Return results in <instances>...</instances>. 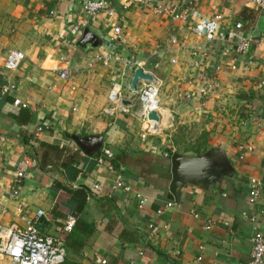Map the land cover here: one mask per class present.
<instances>
[{"label": "crops", "instance_id": "crops-1", "mask_svg": "<svg viewBox=\"0 0 264 264\" xmlns=\"http://www.w3.org/2000/svg\"><path fill=\"white\" fill-rule=\"evenodd\" d=\"M84 1L0 0V58L9 49L25 55L16 69L0 62V222L22 225L19 204L28 216L43 209L41 230L61 238L67 255H75L69 246H79V238L89 241L81 252L87 264H97L98 256L107 264H247L254 232H264V8L254 0H165L181 5L180 11L192 8L181 20L154 13L141 0H110L118 7L111 18L89 17ZM216 13L223 15L224 37L207 41L193 26ZM116 22L123 28L119 45L107 42ZM248 34L256 36L250 49L236 51L234 42ZM110 49L119 61H92ZM125 59L138 61L160 86V134L142 138L138 91L131 88L136 69ZM65 69L67 79L60 76ZM210 79L222 89L203 98L199 90ZM114 84L122 104L132 101L123 104L128 111L111 101ZM3 85L11 89L3 92ZM44 122L49 128L38 133ZM172 122L203 130L192 149L176 152L218 150L228 158L224 170L198 184L182 183L176 194L174 150L165 138ZM93 137L89 151L77 141ZM105 148L114 157L99 163ZM27 159L37 164L12 198L8 191ZM119 176L131 191L115 187ZM252 179L263 187L255 203L249 200ZM137 192L148 199L143 207ZM69 216L75 226L65 231ZM125 229L137 231L139 240L124 242ZM0 264L11 263L0 258Z\"/></svg>", "mask_w": 264, "mask_h": 264}, {"label": "built area", "instance_id": "built-area-1", "mask_svg": "<svg viewBox=\"0 0 264 264\" xmlns=\"http://www.w3.org/2000/svg\"><path fill=\"white\" fill-rule=\"evenodd\" d=\"M259 5L264 8V0H254ZM141 3L144 5H150L153 8L154 13L166 14L173 19L185 20L188 14L192 11V8L187 5L185 9L180 11L181 5L168 3L165 0H141ZM127 8V5L123 6ZM83 8L86 14L89 17H96L102 13H105L111 18H115L118 15V7H116L110 0H85L83 3ZM223 15L221 13H216L209 17L199 18L194 26V32L199 36L206 37L207 41H214L220 37H224V31L222 25ZM112 34L109 36L108 41L119 45L122 40L123 28L118 22L112 23ZM237 29H242L243 24L237 22L235 24ZM255 35L248 34L242 35L239 39L234 42V48L238 52H247L250 49L252 41L255 39ZM260 40L264 41V34L259 36ZM112 43V44H113ZM116 48V47H115ZM25 58V55L22 51L17 49H9L4 58H0L2 61L3 67L5 69L11 70L19 67L21 61ZM119 61L117 57V52L114 49L109 51L97 52L92 58L93 62H102L105 65H109L111 61ZM176 61L175 59L173 60ZM90 62V65L93 64ZM126 67L137 69L143 66L136 60L125 59L122 61ZM157 66V65H156ZM220 68V67H218ZM236 68V66H232ZM144 69V68H143ZM145 71V70H144ZM147 72V71H145ZM60 76L63 79H67L69 76L68 70H62ZM155 80V79H154ZM11 89L9 85H3V92H8ZM220 84L214 80H207L201 85L199 90L201 97L209 98L214 93L221 90ZM120 89L118 85L114 84L113 89L110 92V99L112 102H118L124 111H128L127 107L122 104L120 101ZM160 86L155 81H143V85L138 87V100L140 102L139 109L137 111L139 117L141 118L144 124V130L142 138H147L150 135L160 134L163 130V121L161 117V106L159 101ZM186 97L188 100L194 98V94L187 93ZM15 103H19V100H16ZM109 112L110 109H107ZM152 111H156L160 116L159 120H153L149 118V114ZM248 122L247 119L242 121L243 125H246ZM49 128V125L44 122L37 128V132L40 133L43 130ZM247 148V150H252L251 145H240V149ZM166 156H170L168 152ZM113 152L105 148L103 154L97 159L99 163H104L106 159L113 158ZM243 156H241L242 158ZM35 159H27L23 167L16 172L14 179L15 186H12V189L8 191L10 197L17 199L19 197V184L21 180L27 175L28 170L31 167L36 166ZM112 167V165L110 166ZM99 184L95 185V188H98ZM115 187L121 188L125 191H131L132 186L124 181L122 176L115 182ZM263 187L260 182L256 179L251 180V189L249 193V200L251 203H255L262 196ZM135 197L138 199L139 207H143L147 203V198L141 193H135ZM168 206H172L173 203L169 202ZM0 210L3 212L2 201L0 198ZM1 212V213H2ZM19 219L22 222V225H19L17 222H11L10 224H5L0 222V258L6 259L11 264H60L62 263L66 256L67 250L65 244L61 238L45 233L40 228L41 217L45 215L43 209L37 210L33 216H28L23 214V205H18ZM161 212V210H160ZM245 217L250 216L247 212H244ZM195 216H198L196 214ZM1 219V214H0ZM253 221L256 220L255 216H251ZM75 222L74 216H69L66 226L64 227L65 231H71L73 224ZM211 227V222L208 221L207 228ZM156 230V229H154ZM252 240V249H251V259L247 264H264V232L261 230H256L251 238ZM97 264H107V260L102 257L96 258Z\"/></svg>", "mask_w": 264, "mask_h": 264}, {"label": "water", "instance_id": "water-1", "mask_svg": "<svg viewBox=\"0 0 264 264\" xmlns=\"http://www.w3.org/2000/svg\"><path fill=\"white\" fill-rule=\"evenodd\" d=\"M87 32L85 37H87ZM154 81V76L151 73L145 72L142 67L135 70L131 88L133 91H138V84L140 81ZM123 104H132L131 100H123ZM149 118L153 120H159L160 116L156 111H152L149 114ZM80 142L82 149L89 151L90 146L97 142V138H88L86 143L81 139H77ZM171 161V190L176 194V189L182 183L188 182L198 184L206 177H213L218 172L224 170L228 166V158L218 150L207 151L202 155L188 156L174 151L170 158Z\"/></svg>", "mask_w": 264, "mask_h": 264}, {"label": "rangeland", "instance_id": "rangeland-1", "mask_svg": "<svg viewBox=\"0 0 264 264\" xmlns=\"http://www.w3.org/2000/svg\"><path fill=\"white\" fill-rule=\"evenodd\" d=\"M138 103L136 104V108H135L137 109L136 111H138L140 106ZM165 133L167 134L165 138L171 141L169 143L172 145L171 149L175 151V150H187L189 148L192 149L194 144L198 143L203 133V130H201L199 125L197 126V125H191L189 123L172 122L169 125V128L165 131ZM191 154H195L194 151ZM70 259H72V257Z\"/></svg>", "mask_w": 264, "mask_h": 264}, {"label": "trees", "instance_id": "trees-1", "mask_svg": "<svg viewBox=\"0 0 264 264\" xmlns=\"http://www.w3.org/2000/svg\"><path fill=\"white\" fill-rule=\"evenodd\" d=\"M171 152V151H170ZM78 220H76V224L78 223ZM84 224V221H80L79 225L80 224ZM75 226V225H74ZM73 226V228H74ZM91 231V228H87L85 230V232L87 233V237H89L90 235V232ZM86 237V239H87ZM122 240L124 242L126 241H138L139 240V234L137 233V231H134V230H130V229H125L123 232H122ZM89 242V241H88ZM88 242L82 238H79V246H69V249L73 250L74 251V254L75 255H67L65 260L62 262L63 264H87L83 261V256H82V248H85L88 244ZM72 257V259H70ZM74 257V258H73ZM60 263V264H62Z\"/></svg>", "mask_w": 264, "mask_h": 264}, {"label": "bare ground", "instance_id": "bare-ground-1", "mask_svg": "<svg viewBox=\"0 0 264 264\" xmlns=\"http://www.w3.org/2000/svg\"><path fill=\"white\" fill-rule=\"evenodd\" d=\"M168 115V114H167ZM167 118V117H166Z\"/></svg>", "mask_w": 264, "mask_h": 264}]
</instances>
